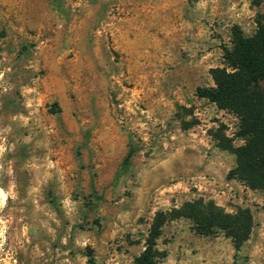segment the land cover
<instances>
[{
    "label": "rangeland",
    "instance_id": "rangeland-1",
    "mask_svg": "<svg viewBox=\"0 0 264 264\" xmlns=\"http://www.w3.org/2000/svg\"><path fill=\"white\" fill-rule=\"evenodd\" d=\"M257 4L0 0V264H133L156 214L199 198L249 208L250 239L176 220L161 264H264V191L227 179L215 141L242 145L239 120L197 96Z\"/></svg>",
    "mask_w": 264,
    "mask_h": 264
},
{
    "label": "trees",
    "instance_id": "trees-1",
    "mask_svg": "<svg viewBox=\"0 0 264 264\" xmlns=\"http://www.w3.org/2000/svg\"><path fill=\"white\" fill-rule=\"evenodd\" d=\"M257 5L264 9V0H258ZM256 24L257 29L251 36L245 35L238 26L233 28L232 46L224 50L225 67L212 71L214 86L198 88L197 96L239 120L235 137L244 141L242 145L235 146L223 129L215 133L217 147L236 158V166L229 171L227 179L237 180L251 190L264 191V11L257 14ZM135 152V149L129 150L124 165L130 164ZM180 219L191 221L194 231L201 236L223 232L232 240L236 252L250 239L254 227L249 208L227 212L212 200H192L156 214L146 248L133 264H161L168 256L167 250L158 244L162 228ZM88 263L98 264L93 255L89 256Z\"/></svg>",
    "mask_w": 264,
    "mask_h": 264
},
{
    "label": "crops",
    "instance_id": "crops-1",
    "mask_svg": "<svg viewBox=\"0 0 264 264\" xmlns=\"http://www.w3.org/2000/svg\"><path fill=\"white\" fill-rule=\"evenodd\" d=\"M212 254V253H211Z\"/></svg>",
    "mask_w": 264,
    "mask_h": 264
}]
</instances>
